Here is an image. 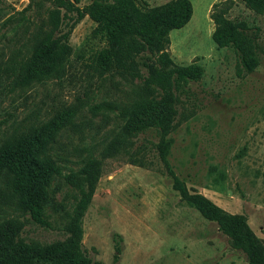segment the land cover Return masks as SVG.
Masks as SVG:
<instances>
[{
    "label": "rangeland",
    "instance_id": "1",
    "mask_svg": "<svg viewBox=\"0 0 264 264\" xmlns=\"http://www.w3.org/2000/svg\"><path fill=\"white\" fill-rule=\"evenodd\" d=\"M92 1L79 0L78 6ZM142 1L156 7L170 0ZM190 1L192 18L185 27L170 32L169 53L178 66L199 64L203 76L180 96L178 120L193 113L170 134L168 162L190 191L227 214L244 216L264 241V14L249 10L241 0ZM224 1L226 18L244 22L254 40L259 64L251 73L242 70L238 75L239 60L233 49L218 48L212 41L210 12L214 4ZM52 7V0H0V61L20 51L28 53L30 34ZM95 27L88 17L75 25L69 38L70 62L60 79L20 89L0 73V145L15 129L42 125L67 109L74 113L70 124L56 135L55 149L68 162L58 163L60 177L49 185L57 206V212L47 209L50 227L33 223L2 201L0 224L17 217L24 222L25 241L64 240V209L77 194L64 178L81 177L86 165L82 160L88 155L99 157L111 138L122 136L132 142L130 153L138 151L136 157H143L145 166L132 165L124 154L102 160L82 220L85 254L100 264H248L245 254L232 247L215 222L173 190L155 150L157 130L135 129L132 110L139 97L134 84L139 81L132 84L111 73V68L101 74L94 70L93 55L104 47L92 35ZM143 60V55L137 59ZM140 71L146 74L144 68ZM126 128L136 132L124 133ZM117 247L120 254L115 263Z\"/></svg>",
    "mask_w": 264,
    "mask_h": 264
},
{
    "label": "trees",
    "instance_id": "2",
    "mask_svg": "<svg viewBox=\"0 0 264 264\" xmlns=\"http://www.w3.org/2000/svg\"><path fill=\"white\" fill-rule=\"evenodd\" d=\"M241 1L249 10L264 14V0ZM78 3L79 0H52L53 7L29 36L28 53L20 51L0 61V73L11 78L20 89L62 78L72 54L70 34L76 24L88 17L96 24L92 35L104 43L93 55L94 70L101 74L111 68V73L115 71L132 84L139 81L134 84L139 97L132 110L134 126L157 130L159 140L155 150L172 179L173 190L205 219L215 222L232 247L245 254L248 264H264V241L255 235L247 219L227 214L205 196L190 191L168 162L170 134L193 113L178 120V107L183 105L180 96L188 92L190 83L200 81L203 76L199 64L178 66L169 53L170 32L185 27L192 18L191 1L170 0L156 7L142 0H93L82 8ZM226 3L212 6V41L218 48L233 49L239 60L238 75L242 70L251 73L259 64L254 40L247 35L244 22L234 23L226 18ZM141 55L142 63L137 61ZM141 67L145 75L141 74ZM73 115V110L67 109L42 125L15 129L0 145V201L42 227H50L47 209L57 212L49 185L60 177L58 163L68 162L55 149L56 135L70 124ZM127 132L136 131L124 129ZM131 144L122 136L111 138L99 157L88 155L82 160L86 165L81 177L71 174L64 178L77 192L64 209V240L47 244L25 241L21 237L24 222L17 217L0 224V264H100L81 248L82 220L100 178L102 160L124 154L132 165L145 166L143 157H136L138 151L130 153ZM119 254L117 247L115 263Z\"/></svg>",
    "mask_w": 264,
    "mask_h": 264
}]
</instances>
